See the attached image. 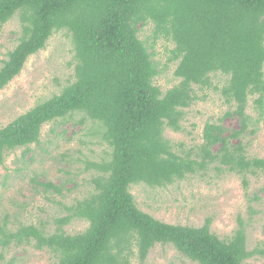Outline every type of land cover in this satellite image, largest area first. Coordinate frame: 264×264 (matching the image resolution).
Listing matches in <instances>:
<instances>
[{
    "label": "trees",
    "instance_id": "1",
    "mask_svg": "<svg viewBox=\"0 0 264 264\" xmlns=\"http://www.w3.org/2000/svg\"><path fill=\"white\" fill-rule=\"evenodd\" d=\"M15 18L18 44L0 68V92L61 32L71 40L75 79L0 129V166L20 149L26 158L30 146L39 145L43 125L74 116L80 126L94 124L90 132L111 153L83 161L94 173L91 191L62 203L64 215L51 223L0 216V258L12 247L29 246L53 252L58 264H145L159 245L195 264L264 260V247L249 250L243 223L221 239L210 221L197 228L156 219L132 194L133 187L166 189L212 173L242 177L248 190L249 176L264 174V159L251 157L244 141L256 133L251 101L257 122L264 118V0H0V30ZM145 27L151 28L146 40L140 36ZM160 40L174 46L168 64L178 63L179 82L166 92L155 83L162 74L155 60ZM213 76L222 81L215 84ZM206 91L229 110L205 123L201 144L178 151L165 133L184 131L186 111L204 101ZM227 119L238 126L228 127ZM32 183L44 196L64 197V183L42 176ZM76 220L89 226L70 235L65 228Z\"/></svg>",
    "mask_w": 264,
    "mask_h": 264
},
{
    "label": "rangeland",
    "instance_id": "2",
    "mask_svg": "<svg viewBox=\"0 0 264 264\" xmlns=\"http://www.w3.org/2000/svg\"><path fill=\"white\" fill-rule=\"evenodd\" d=\"M20 19L15 18L0 30V68L7 60L8 53L18 44ZM140 36L146 40L151 36V28L145 27ZM150 43L152 42L149 40ZM172 43L160 40L155 48V60L162 71L156 84L163 92L179 82L174 73L178 63L168 64ZM71 40L65 33L55 34L45 50L32 56L22 73L0 92V129L7 127L19 116L25 114L37 104L54 95L74 81V67ZM221 76H213V82L219 84ZM204 101H198L186 111L183 122L184 131L174 133L167 130L165 136L182 151L202 143L205 123L217 121L229 108L213 91H206ZM252 105V106H251ZM249 115L253 117L255 135L247 137L248 154L264 159V118L257 122V112L250 102ZM80 117H73L66 123L46 124L41 130L39 145L30 146L31 152L24 158V149L10 153L3 166H0V216L10 213L14 220L27 223H51L58 214H63L61 204H70L82 199L91 191V179L83 161L99 162L108 159L110 152L101 138L93 136L90 130L94 124L79 123ZM228 127L236 128L235 120L227 119ZM97 130V128H95ZM42 176L55 185L66 184L64 197L44 196L42 189L34 188L32 179ZM75 181L68 183V181ZM45 182L44 179H40ZM248 190L243 187L242 177L227 174L217 177L211 174L207 178H189L166 189L133 187L139 207L156 219L171 225L193 226L200 228L208 221L211 231L221 239L231 238L240 229L246 228L249 250L264 247V174L249 176ZM75 185H77L75 187ZM258 198L256 200L255 198ZM16 216V219H15ZM86 221H74L65 229L70 235L84 232L88 228ZM0 264H58L51 251H37L33 247L11 248L2 254ZM133 264H139L134 260ZM145 264H195L182 257L171 246H156ZM247 264H264L263 259L254 258Z\"/></svg>",
    "mask_w": 264,
    "mask_h": 264
}]
</instances>
